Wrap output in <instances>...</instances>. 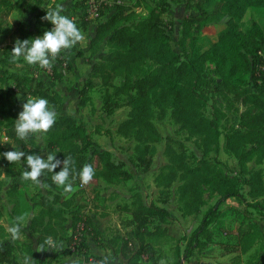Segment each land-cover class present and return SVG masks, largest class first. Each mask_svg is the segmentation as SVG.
Wrapping results in <instances>:
<instances>
[{"label": "trees", "instance_id": "1", "mask_svg": "<svg viewBox=\"0 0 264 264\" xmlns=\"http://www.w3.org/2000/svg\"><path fill=\"white\" fill-rule=\"evenodd\" d=\"M92 1L99 3V9L106 3V0H74L72 8L62 9V14L72 18L73 11L84 5L89 6ZM179 1L183 2L186 15L176 23L167 22L163 13L170 3ZM161 4V8H152L146 17L138 19L136 12L128 10L119 0L115 1L114 7L103 18L100 17L102 11L96 17L87 12L84 15L89 20L83 25L86 27L93 23L92 19H96V22L86 47L75 46L57 59L62 68L76 74H79V58H86L90 64L89 77L78 91L83 98L81 104L85 103L84 97L94 83L91 79L101 77L104 86L113 87V92L109 94L130 106L128 118L118 126V132L130 135L137 141L134 150L136 163L142 165L145 171L150 170L156 152V146L152 143L160 139L154 123L158 113L164 116L167 109H171L173 120L199 139L201 156H195L193 161L185 151L177 152L168 146L170 161L155 179L160 187L161 204L147 202L140 194L135 196L130 208L135 239L121 238L122 243L118 249V253L125 259L124 264L156 263L143 258H149L153 253V245L170 235L169 193L178 179L182 182L179 186V200L183 216L201 212L206 204L205 187H209L210 192L216 194L219 200L203 216L200 226L186 238L184 249L177 244L172 264H183L212 241L213 234L209 226L218 216L219 202L234 198L245 204L244 211L252 207L264 218L263 171L249 168L253 160L257 163L264 160V30L255 19L247 17L250 9L264 10V0H163ZM37 9L33 8L37 16L32 26L23 30L19 40L42 37L53 28L49 21L42 19L46 14L38 13ZM222 22L225 26L218 32L217 40L202 50L198 44L202 31L210 24ZM175 32L178 33L177 37L173 34ZM105 47L107 51H104ZM13 48L8 46L0 58V82L18 91L26 99L24 103L28 97H41L55 107L58 118L47 134V153L55 154L61 161L70 155L75 161L77 173L85 163L91 164L95 169L94 180L102 178L120 184L132 178L126 165L116 161L110 150L101 147L83 121L63 113L65 104L62 95L52 91L47 81L33 74L35 66L28 65L22 59L13 62ZM148 62L158 67L149 69ZM18 63L22 64L24 72L14 68ZM206 74L212 79L213 92L231 90L237 85V80L241 79H245L252 87L253 91L245 89L242 94L244 103L253 105L256 110L247 107L242 111L238 127L227 128L224 132L221 130L222 114L219 106L213 107L211 117L204 114L203 109L209 96L198 90L197 81ZM61 76L57 74L59 80ZM118 77L123 79L121 84L114 82ZM115 107L111 106L107 114H112ZM22 110L21 106L20 112ZM19 113L6 108L4 91L0 88V143L1 135L5 132L14 144L29 145L31 148L26 150L28 152L37 143L35 139L27 142L17 139L14 126ZM67 132L78 136L79 141L64 149L61 143ZM222 137L224 151L233 155L239 163V175L228 173L217 158L222 147ZM14 165L3 157L0 176L4 173L12 178L7 190L12 203L10 223L14 222L17 215H26L23 229L31 239L25 248L27 252L45 260L48 255H52V259H59L77 251L81 259L73 264H102L104 261L106 264H122L89 252L84 235L89 227L96 228L82 212H74L71 226L59 223L65 209L72 206V200L59 192H53L57 186L52 182V173L42 177L47 190L39 196L28 198L19 192L23 180ZM61 169L62 165L56 172ZM74 177L73 181H79L78 176L74 174ZM244 179L249 187L247 193L241 189ZM34 206L40 207L37 213H32ZM260 234L262 231L259 225L248 222L246 227L239 228V247L247 251ZM47 237H52L61 245L58 251H37ZM17 248L13 239L0 242V264L11 263Z\"/></svg>", "mask_w": 264, "mask_h": 264}, {"label": "rangeland", "instance_id": "2", "mask_svg": "<svg viewBox=\"0 0 264 264\" xmlns=\"http://www.w3.org/2000/svg\"><path fill=\"white\" fill-rule=\"evenodd\" d=\"M115 1L106 0L103 7L101 9L98 8L97 12H103V15L100 16L101 18L110 12L114 7ZM119 1L125 4L128 10L136 12V18L138 19L146 17L152 8H161L163 0ZM73 3L74 0H0V58L8 46L14 47L23 30L32 26L37 16L33 8L37 7L39 9H37L38 13L46 14V10L49 8H54L57 5L62 9L72 8ZM26 8L28 9L26 10ZM89 8V6L84 5L82 8L73 11L72 14L71 19L77 24L85 37L83 42L76 45L79 47L87 45L90 32H93L96 22V19H92L93 23L86 27L83 25L86 20H89L84 15ZM186 13L187 10L183 2L179 1L178 3H170L163 13V17L167 22L176 23ZM247 17L255 19L264 30V10L250 9ZM49 24L51 23L49 22ZM224 26V22L206 26L199 37L198 44L200 48L202 50L209 48L217 40V34ZM173 34L176 37L178 36L176 32ZM103 49L107 51L106 47ZM80 60L81 63L77 67L79 74L62 68L57 60L53 62V66L49 69H41L39 66H35L32 72L37 78L47 81L52 91L59 92L62 95L63 104H65L63 113L76 116L83 121L87 126L88 132L99 142L101 147L110 150L116 161L123 162L126 165V168L132 174V178L120 184H113L102 178L93 179L88 185H81L79 181H73V192L69 194H65L61 188L56 187L53 192H59L65 198L72 200V206L65 209V214L59 219V223L71 226L75 217L74 212H82L86 217L90 218L96 228L95 230L93 227L92 229L89 227L84 235L89 252L94 255L106 256L115 263L124 264L125 259L118 253V249L122 243L121 238L135 239V225L130 211L135 196L140 194L147 202L154 201L161 204L160 187L157 186L155 179L163 166L170 161L167 153L168 146H171L177 152L185 151L190 156V160L193 161L195 156H201L199 139L197 135L190 134L180 123L173 120L171 109H167V113L164 116L158 113L154 123L160 133V139L152 143L156 146V152L153 156L150 170L145 171L142 165L136 163L134 150L137 141L130 135H123L118 132V126L128 118L130 106L121 101L120 98L109 94V92H113V87L104 86L101 77H93L91 80L94 83L84 97L85 103L81 104L83 98L80 97L78 91L84 87L86 78L89 77L90 64L86 58H81ZM21 66L22 64L18 63L14 68L24 72ZM147 67L156 69L158 66L153 62H148ZM57 74L62 75L60 80ZM122 81V77L114 80L116 84H121ZM237 82V85L234 88L232 87L231 90L213 92L212 79L209 78L208 74L197 81L198 90L200 92L204 91L209 96V100L203 109L204 114L211 117L213 107L219 106L222 114L220 128L223 132L227 128L238 127L240 113L246 110L247 107L253 111L256 110L253 105L244 103V95L242 94L243 90L251 89L252 87L245 79L237 80ZM0 88L4 91L6 108L19 113L26 99L21 97L20 93L12 89L8 84L0 82ZM251 91L253 90L251 89ZM115 105L114 112L107 114L109 108ZM46 138L47 135L39 141L36 140V147L27 152L26 150L31 148L29 145H16L3 132L1 135L0 154L16 149L24 151L26 156L36 154L43 159H47ZM78 141V136L67 132L61 146L65 149ZM221 146L217 158L221 160L228 173L239 175V163L233 155L224 151L223 137L221 138ZM26 156L21 164L14 165L17 174L21 178L23 171L27 169ZM0 164H3L2 155H0ZM249 168L261 169L264 176V160L261 163L253 160L249 163ZM11 181L12 178L5 176L4 173L0 176V242L12 239L8 232L12 225L9 218L12 203L7 194ZM181 183L178 179L170 188V235L160 239L153 245V253L151 252L152 254L149 255V258L144 256L143 259L145 261L156 262L155 264H172L177 244H180L182 249H184L186 238L200 226L202 218L208 210L215 207L218 203L219 197L211 193L209 187H205L206 204L202 207L201 212L196 215L183 216L179 200V186ZM241 189L245 193L248 192L249 187L246 184V179L243 180ZM44 190L47 189L24 180L19 187V192L25 194L28 198L39 196ZM245 208V204L234 198L219 202L218 216L209 226L213 234L212 241L201 251L196 252L192 258L185 260L183 264H264V218L252 207H248L244 211ZM39 209V206H34L32 213H37ZM251 221L259 225L262 234L256 237L254 243L247 251H243L239 247L238 231L240 227H246L248 222ZM115 241L117 242L114 243ZM15 242L18 248L14 251V258L11 263L4 264H23L25 256H32L35 261L34 264H73L81 259L79 253L74 251L61 256L59 259H52V255H48L45 260H40L37 258L38 255L25 250L31 239L24 229L23 235Z\"/></svg>", "mask_w": 264, "mask_h": 264}, {"label": "clouds", "instance_id": "3", "mask_svg": "<svg viewBox=\"0 0 264 264\" xmlns=\"http://www.w3.org/2000/svg\"><path fill=\"white\" fill-rule=\"evenodd\" d=\"M62 8L57 5L46 10L43 20L49 21L53 28L46 31L42 37L31 40H16L11 52L13 62L21 59L30 66H39L41 69H49L53 62L62 53L73 49L77 44L84 41L83 32L77 24L68 16L62 14ZM23 110L19 113L15 121V133L18 140L27 142L30 139L37 141L46 136L55 126L58 114L53 105L45 98L34 97L27 99L22 105ZM2 155L11 164H21L26 153L21 150L7 151ZM27 170L23 171L22 179L31 182L39 187H47L42 179L47 173H52V182L63 190L65 194L73 192L74 174L78 176L81 185H88L95 176L94 167L85 163L76 172L75 161L69 155L63 161L50 153L47 159L40 155L32 154L26 156ZM62 169L56 172L57 168ZM26 222V215H17L14 222L8 229L13 240H18L23 235V225ZM61 245L54 241L52 237H47L40 244L37 251L59 250ZM32 256H25L23 264H34ZM106 264V261L102 262Z\"/></svg>", "mask_w": 264, "mask_h": 264}, {"label": "built area", "instance_id": "4", "mask_svg": "<svg viewBox=\"0 0 264 264\" xmlns=\"http://www.w3.org/2000/svg\"><path fill=\"white\" fill-rule=\"evenodd\" d=\"M89 7H90V8L88 9V12H89L93 17L98 16L99 12H97V10H98V7H99V3L92 1V2L89 3Z\"/></svg>", "mask_w": 264, "mask_h": 264}, {"label": "crops", "instance_id": "5", "mask_svg": "<svg viewBox=\"0 0 264 264\" xmlns=\"http://www.w3.org/2000/svg\"><path fill=\"white\" fill-rule=\"evenodd\" d=\"M89 25H90V24H89ZM93 29H94V28H93ZM91 33H92V32H90V34H91ZM84 47H86V46H84ZM80 59H81V58H79L78 61H77V67H78V65L81 63V62H80V61H81ZM77 70H78V69H77ZM78 72H79V70H78Z\"/></svg>", "mask_w": 264, "mask_h": 264}]
</instances>
